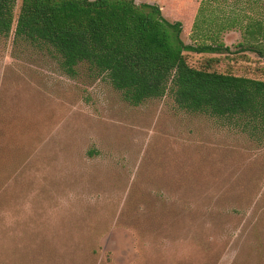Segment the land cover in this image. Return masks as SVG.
Masks as SVG:
<instances>
[{
    "label": "rangeland",
    "instance_id": "1",
    "mask_svg": "<svg viewBox=\"0 0 264 264\" xmlns=\"http://www.w3.org/2000/svg\"><path fill=\"white\" fill-rule=\"evenodd\" d=\"M136 1L229 47L190 65L264 79L239 46H264V0ZM0 264H264V144L0 37Z\"/></svg>",
    "mask_w": 264,
    "mask_h": 264
},
{
    "label": "trees",
    "instance_id": "2",
    "mask_svg": "<svg viewBox=\"0 0 264 264\" xmlns=\"http://www.w3.org/2000/svg\"><path fill=\"white\" fill-rule=\"evenodd\" d=\"M15 5L16 0H0V37L13 33L15 45L49 55L66 75L85 70L102 76L134 106L168 96L180 109L215 118L264 144V79L219 71L217 58L190 65L184 51L229 54V47L184 43L182 23L165 19L157 4L21 0L17 14ZM239 46L264 57L258 42Z\"/></svg>",
    "mask_w": 264,
    "mask_h": 264
}]
</instances>
